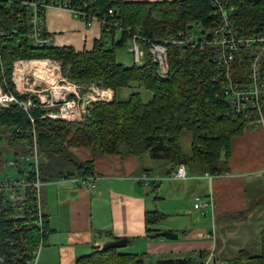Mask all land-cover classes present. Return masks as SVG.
Here are the masks:
<instances>
[{
  "label": "trees",
  "instance_id": "1",
  "mask_svg": "<svg viewBox=\"0 0 264 264\" xmlns=\"http://www.w3.org/2000/svg\"><path fill=\"white\" fill-rule=\"evenodd\" d=\"M110 8L115 10L114 17L108 16ZM212 8L210 0H98L94 4L95 12L100 16L107 15L109 21L124 28L121 40L112 46L104 39L98 41L92 51L77 52L71 47L54 45L34 50L25 40V43L18 46L11 43L0 55V81L7 89L14 91L12 66L16 58L53 55L63 61L72 81L80 85L95 82L112 90L116 96L112 103H95L87 120L73 123L42 118V110L39 109L32 110L36 117V121L32 123L29 115L19 106L0 107V142H4L3 146L8 149H14L15 153L21 150L23 153L34 142L33 130H36L43 160L41 177L45 184L47 181L61 179H89L95 174L96 156L118 154L142 156L149 153L153 159L171 162L174 169L189 164L193 170L201 167L203 172L213 175L225 174L233 154L234 141L244 135V127L250 125L251 121L242 115H236L228 102L224 84L216 80L217 69L211 50L201 47L194 49L169 41L167 46L170 49L171 69L166 78L159 75L158 65L151 61L150 55H147L141 65L135 63L133 66H126L118 61L115 51L117 46L124 47L135 34L142 37L141 42L147 48L153 40H179L181 31L193 32L197 24L202 23V26L208 28ZM117 32L114 28L112 37ZM107 36L111 34L105 33V37ZM262 73L261 101L264 114V61ZM128 88L133 89L129 96L121 98L119 90ZM143 90L151 94L149 99L146 100ZM252 116L251 119L259 116L256 109ZM187 133L192 135L191 152L185 151L183 146V137ZM78 148L90 150L94 158L89 161L80 160L74 151ZM153 175L156 176L154 173ZM156 177L159 178L160 175ZM262 196L259 200L253 199L244 211L231 214L236 218L232 220L244 221L247 215L264 206ZM252 203L253 206L250 207ZM45 217L46 227L51 229L48 215ZM52 233L51 229V235ZM51 235L47 236L44 248ZM38 236L37 231H32L28 247L21 250L37 247ZM261 237V253L254 256L247 251L243 253V250L239 253L242 261L247 264H264V228ZM19 251L18 248L2 250L7 257ZM205 256L201 254L200 260L195 256L169 257L155 264H200ZM148 262L143 253H130L121 248L106 246L80 257L76 264ZM0 264L25 262L20 257H15Z\"/></svg>",
  "mask_w": 264,
  "mask_h": 264
},
{
  "label": "built area",
  "instance_id": "2",
  "mask_svg": "<svg viewBox=\"0 0 264 264\" xmlns=\"http://www.w3.org/2000/svg\"><path fill=\"white\" fill-rule=\"evenodd\" d=\"M98 0H0V55L13 43L15 46L28 43L34 50L52 45L47 29V13L51 8L69 11L75 18L86 22H101L107 44L119 42L118 33L124 28L109 21L115 10L110 8L108 16H100L94 10ZM212 13L209 27L197 24L195 31H181V39L153 40L145 48L142 37L137 34L128 40L129 49L136 64L144 63L147 55L158 65L159 75L166 78L171 69L169 62V41L178 45L211 50L215 61L216 80L224 84V93L238 116H244L251 124L264 129L262 110V65L264 61V0H210ZM117 33L112 37V30ZM25 40V42H24ZM4 68V66L2 65ZM64 64L49 56L18 57L12 66L14 91L7 89L0 81V107L19 106L36 121L32 110H42V118L79 122L87 120L95 103H112L116 94L107 88L90 85L86 87L72 81L64 73ZM258 117L251 119L254 110ZM18 131L20 129H17ZM2 136L0 132V137ZM33 130L34 142L25 152L17 151L16 158L8 165L16 167L20 175L0 179V262L20 257L25 264H39L41 250L46 244L51 229L46 227V213L43 200L41 177L42 155ZM20 152V153H19ZM208 174V173H207ZM264 185V169L260 170ZM208 178L215 179L209 173ZM187 167L181 165L171 172V178L186 179ZM83 180L95 188L97 178ZM139 180L146 187L159 180L153 173L145 171ZM212 198L199 199L196 209L214 207ZM32 231L39 233L37 247H28ZM18 248L17 254L7 257L2 250ZM214 264H223L214 254L209 256Z\"/></svg>",
  "mask_w": 264,
  "mask_h": 264
},
{
  "label": "crops",
  "instance_id": "3",
  "mask_svg": "<svg viewBox=\"0 0 264 264\" xmlns=\"http://www.w3.org/2000/svg\"><path fill=\"white\" fill-rule=\"evenodd\" d=\"M47 29L52 45L71 47L77 52L92 51L98 41L106 39L101 22L87 25L69 11L57 8H51L47 13ZM117 48H127L132 52L128 42L124 47ZM145 92V98L149 99L151 94ZM258 128L256 136L248 135V140L242 139L244 136L235 139V149L239 146L241 152L238 155L233 151L225 174H215L214 180L208 178V172L191 167H187L186 179H173L171 172L175 166L171 162L156 160L149 153H144L142 156H96L93 175L97 178L95 188L76 178L47 181L42 191L45 212L53 233L42 250L39 264H76L80 257L102 250L107 242L120 237L130 239L125 251L143 253L148 261L204 254L205 260L200 264H207L209 256L216 254V257L223 258L220 259L223 264H234L236 257L228 258V255L222 254V250L219 251V225L224 218L231 219V214L247 209L250 202L259 200L264 192L260 174V170L264 169V129L261 126ZM246 132L249 134L252 131ZM253 137L259 146L251 142L250 138ZM191 150L192 146L187 152ZM74 151L83 161L94 158L88 149L78 148ZM145 171L160 175V180L145 187L139 180ZM202 197H213L214 207L196 209L195 204ZM263 211L264 208L259 207L248 217L256 216L264 224ZM185 213L190 215L185 216ZM186 217H190L189 225ZM241 222L245 225L247 220ZM234 223L228 225L229 228ZM263 228L264 225L260 227L258 244L261 251ZM162 231H172L180 237L176 240L158 237L157 234ZM243 250L240 249L239 253Z\"/></svg>",
  "mask_w": 264,
  "mask_h": 264
},
{
  "label": "rangeland",
  "instance_id": "4",
  "mask_svg": "<svg viewBox=\"0 0 264 264\" xmlns=\"http://www.w3.org/2000/svg\"><path fill=\"white\" fill-rule=\"evenodd\" d=\"M116 52L118 54V60L123 62L125 65L131 66L135 62L133 53L128 51L127 48L126 49H120V48L118 49L117 48ZM49 57L54 58L57 62L63 63V61L56 56L51 55ZM68 69H69V67H68ZM63 70H64V73L67 74L65 68ZM82 85H84L86 87H89L90 85H93V86L96 85V86L100 87V85H97L95 82L86 83V84H82ZM132 90L129 88L128 89H121V90H119L118 93H119V96L121 98H127ZM143 92H144V90H143ZM144 96H146V92H144ZM258 127L259 126H257L256 124L255 125L250 124L248 126H245L244 127L245 132H244V135H242L244 137L242 139L248 140V135H251L249 137L256 136V133H255L256 129H260ZM248 130H251L252 132H250L248 134V132H246ZM191 139H192V135L190 133H187L186 136L183 137V146H184L185 151L190 150L189 141ZM242 139H240V142L242 141ZM250 140L253 144L259 146L256 138L253 137V139L250 138ZM3 143L0 142V179L7 178V177L17 178L20 175L19 170L16 167H11L8 165V162L10 160H13L16 158L15 150L14 149H8L6 146H3L4 145ZM242 146H243V148L246 147V145H244V144ZM234 149H235V146H234ZM240 149H242V148L238 146L235 150H233L234 154H235V152H238L237 154L239 155V153L241 152V151H239ZM186 166L191 167L189 164H187ZM196 170L200 171L201 167H198V169H196ZM262 195H263L262 196V198H263L264 193ZM252 206H253V203L250 205V207H252ZM260 207L264 208V206H260ZM263 213H264V211H263ZM185 214H186L185 216L190 215V213H185ZM234 214H236V213H234ZM223 217H225V216H223ZM186 218H187L186 223L188 224L190 217H186ZM232 218H233L232 216H231V219L224 218L221 221V225H219L220 230L218 231V234H219V238H220L219 243H220V247H221L219 249V251L222 250V254L228 255L229 256L228 258L236 257V259H233L235 262L234 264H241V263L247 264L246 261H242L240 259L239 250L245 249V251H243V253H245L247 251L251 255H254V256H258L261 253V249L258 246V244H259L260 227L262 228L264 224H262L261 221L259 222V220L256 218V216L248 217V215H247L245 218V220H247L245 225H243L242 222L239 223L240 221H238V220H232ZM233 219H236V218H233ZM238 219H240V218H238ZM263 219L264 218H262V220ZM233 223L235 225L232 226V228H229L228 225L231 226ZM229 229H233L234 231L230 232ZM121 249L126 250L127 246L123 247ZM215 257H216V254H215ZM197 258L199 260L201 259V258H199V256ZM218 258L219 257L217 256L216 260H218ZM220 259H223V258H219V260H218L222 263L223 261ZM156 262H157V260L155 258H153L152 261L149 260L148 264H154ZM207 264H214V261L209 259V260H207Z\"/></svg>",
  "mask_w": 264,
  "mask_h": 264
},
{
  "label": "water",
  "instance_id": "5",
  "mask_svg": "<svg viewBox=\"0 0 264 264\" xmlns=\"http://www.w3.org/2000/svg\"><path fill=\"white\" fill-rule=\"evenodd\" d=\"M158 237H166L167 239H173L176 240L180 237L179 234H175L172 231H162L160 233L157 234ZM130 242V239L128 237H120L119 239H115L113 241H109L105 244L104 248L106 246H112V247H116V248H123L126 247Z\"/></svg>",
  "mask_w": 264,
  "mask_h": 264
}]
</instances>
